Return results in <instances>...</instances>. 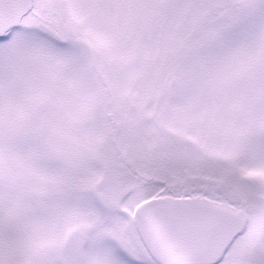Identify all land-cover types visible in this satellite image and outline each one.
Listing matches in <instances>:
<instances>
[{
  "label": "snow or ice",
  "instance_id": "1",
  "mask_svg": "<svg viewBox=\"0 0 264 264\" xmlns=\"http://www.w3.org/2000/svg\"><path fill=\"white\" fill-rule=\"evenodd\" d=\"M0 264H264V0H0Z\"/></svg>",
  "mask_w": 264,
  "mask_h": 264
}]
</instances>
